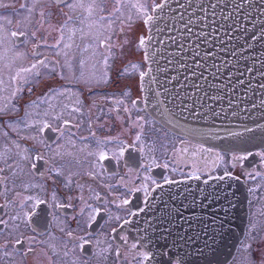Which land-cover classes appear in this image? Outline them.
<instances>
[{
    "label": "flooded vegetation",
    "instance_id": "1",
    "mask_svg": "<svg viewBox=\"0 0 264 264\" xmlns=\"http://www.w3.org/2000/svg\"><path fill=\"white\" fill-rule=\"evenodd\" d=\"M159 1L0 0V16L45 21L1 34L0 58L10 39L14 54L26 50L27 72L13 74L10 104H0V264H178L171 249L142 245L150 228L139 215L155 189L194 177L232 174L247 185L245 229L227 264L264 237L254 207L264 149H211L144 109L141 41ZM159 200L177 232L190 233L187 194L162 190ZM251 245L247 262L264 264V248Z\"/></svg>",
    "mask_w": 264,
    "mask_h": 264
},
{
    "label": "water",
    "instance_id": "2",
    "mask_svg": "<svg viewBox=\"0 0 264 264\" xmlns=\"http://www.w3.org/2000/svg\"><path fill=\"white\" fill-rule=\"evenodd\" d=\"M146 27L140 85L147 113L171 132L225 153L264 148V0H162ZM243 183L227 174L155 189L139 215L150 228L142 245L171 249L168 259L178 264H226L246 222ZM162 190L187 194L190 233L167 221Z\"/></svg>",
    "mask_w": 264,
    "mask_h": 264
},
{
    "label": "rangeland",
    "instance_id": "3",
    "mask_svg": "<svg viewBox=\"0 0 264 264\" xmlns=\"http://www.w3.org/2000/svg\"><path fill=\"white\" fill-rule=\"evenodd\" d=\"M152 4L150 1H148L147 7H150ZM12 16L2 15L0 16V43H1V34H4L3 27L6 28L7 24H17L16 27H18L19 30L30 32L31 30H34V25H44L45 21L41 16L36 15V17L32 15H18L14 18H11ZM8 36V33L6 34ZM10 35V34H9ZM31 42V41H30ZM5 50L6 58L1 59L0 58V104H10V99L12 97L14 87H13V74L17 72H27V65L26 64V50L24 53V50L21 49L20 52L14 54L13 48H12V41L9 39V41L3 42L1 46ZM1 54V52H0ZM152 129V127H151ZM165 155L162 159V162H165ZM214 171H220L222 170V167L217 166L213 168ZM258 183V181L249 183L250 185H254ZM254 198L256 199V203L254 207L256 208L257 212H260V221H256V228L261 229L263 225V231H264V185H262L261 189L256 191L254 194ZM258 234L255 233V236ZM255 237L248 239L243 248L241 249V252L239 254V258L237 260L234 259L232 264H240L239 262L241 260L244 261V264H249L247 262V258L249 256V248L250 243L251 248L258 249V248H264V237L261 238L259 241H254Z\"/></svg>",
    "mask_w": 264,
    "mask_h": 264
},
{
    "label": "snow or ice",
    "instance_id": "4",
    "mask_svg": "<svg viewBox=\"0 0 264 264\" xmlns=\"http://www.w3.org/2000/svg\"><path fill=\"white\" fill-rule=\"evenodd\" d=\"M13 35H16L15 33H13ZM141 43H143V41H141ZM137 139H139V137H137ZM101 158H103V156H101ZM236 160H241L244 159V157H236ZM125 203H127V201H125ZM17 243H20V241H17Z\"/></svg>",
    "mask_w": 264,
    "mask_h": 264
}]
</instances>
